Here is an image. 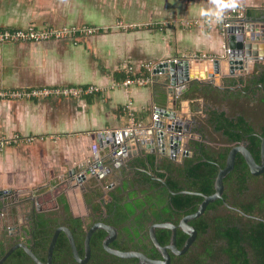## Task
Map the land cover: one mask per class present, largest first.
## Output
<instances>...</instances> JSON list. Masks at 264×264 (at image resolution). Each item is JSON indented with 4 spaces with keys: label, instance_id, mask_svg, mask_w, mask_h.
<instances>
[{
    "label": "crops",
    "instance_id": "0c3cea01",
    "mask_svg": "<svg viewBox=\"0 0 264 264\" xmlns=\"http://www.w3.org/2000/svg\"><path fill=\"white\" fill-rule=\"evenodd\" d=\"M217 2L0 0V27L96 28L93 33L62 39L0 42V89L90 84L103 88L78 97L0 98V136L35 137L33 142L0 147V189L14 192L6 200L16 193L23 200L36 193L41 202L47 195L46 202L61 207L59 197L65 192L71 207L79 203L81 182L71 172L92 160L96 134L129 126L131 116L146 127L153 123L154 105H172L165 87L158 83L113 87L126 76L124 64L141 73L160 61L198 53L209 58L200 57V67L193 66L191 71L210 68L212 59L226 53L227 37L221 24L204 21L216 17ZM235 5L264 10V0H235ZM231 8H225L222 15ZM193 21L198 24H188ZM159 76L164 82L166 75ZM184 94L178 101L182 119L203 115L204 98L195 100ZM141 147L130 149L137 152L132 153L137 159H144L139 155L147 152ZM19 207L31 208L29 203Z\"/></svg>",
    "mask_w": 264,
    "mask_h": 264
},
{
    "label": "flooded vegetation",
    "instance_id": "af4514ba",
    "mask_svg": "<svg viewBox=\"0 0 264 264\" xmlns=\"http://www.w3.org/2000/svg\"><path fill=\"white\" fill-rule=\"evenodd\" d=\"M255 49L257 48L255 47ZM257 56L259 58L250 60V63L256 67L253 72L246 69L245 72L240 71L234 76L224 77L223 81L228 88L221 89L228 92L231 90L241 91L250 98L251 105L256 108L260 107L259 104L264 98V84L261 82V78L264 77V47L258 50ZM207 107V103L204 101L203 115L198 117L197 123H194L195 116L192 117V120H187L191 126V134L185 140L184 146L178 150L174 159L166 157L164 153L158 151V153L149 152L147 154L148 162L146 159L140 158L122 160V165L114 171L111 179L103 177L102 181L97 182L96 179L93 178L92 181V178H89L85 182H81L79 190L77 189L81 196L80 202H77L74 207H71L65 192H63V197L61 195L59 197L61 207L53 209H51L50 201L46 202V199H50L47 198V195L43 196L42 202L36 193H32L26 200L18 197L17 193L12 195L5 204H0V241H4L9 248L19 245L16 249L25 250L23 246L25 245L37 257L45 256V260L42 261L47 262L51 240L56 229L60 228L52 254V264H146L143 261L145 257L150 260L164 259L153 240L152 232H155L158 241L163 246H167L171 242L173 230L169 227H160L159 224L169 222L176 226V247L177 250H182L190 238V233L182 228L181 222L198 209L206 193L190 188L176 190L172 186L173 184L168 182L166 176L159 175V172L163 171L167 176L172 174L169 170L162 168V165L167 164L168 161L181 165L184 174H188L191 181L198 182H203L204 175L210 174L213 169L215 174L211 176H213L215 187L217 176L220 170L226 167L232 148L244 145L258 164L261 165L263 161L261 144L264 135H261L257 130L264 129V115L259 118V121H255V118L261 114L260 112L246 117L249 123L257 126L255 127L257 130L253 134L261 138L259 146L252 149L248 146L250 135L247 133L242 139H235L228 143L221 142V137L224 135L222 129L215 128L217 123L212 126L206 123V119L210 118L206 112ZM224 108L227 109L225 106H222L221 109ZM229 114L228 116H233ZM213 136L218 141H214ZM214 147L218 154L226 152V159L224 162H215V167L210 169L209 166L204 167L202 162L207 160L206 154L211 153ZM190 159L192 162H189ZM173 175L175 176V174ZM223 182L222 197L211 201L200 216L188 221V224L196 231L195 238L189 248L184 253H175L171 248H168L170 253L168 264L177 262L187 264L183 260L189 259L194 253L202 252L204 245H207L209 240L216 245L225 244L228 246L232 234H235L236 242H239L238 245L244 247L245 252H248L246 258H249L251 264L263 262L259 248L252 245L251 239L256 236L258 238L257 230L260 228L263 229V234L259 239L264 241V195L259 194L260 201H256L255 194H253L258 191L264 192V187H259L260 184L264 186V170L255 174L244 154L238 151L234 167L223 178ZM168 193L171 195L197 194L203 196V199L197 209L190 212L187 208L178 209L175 207L171 201L172 197ZM213 202H217L216 207L209 208ZM24 203H29L31 208L19 207ZM219 225L221 230L217 231L216 228ZM93 227L95 229L87 244V234ZM46 229H53L47 247L41 237ZM65 229H68L72 234L79 259L74 254L72 241ZM62 247L68 249L69 256H62V253L57 254V248ZM113 250L134 254L123 256ZM207 260L211 261L209 258ZM243 260L244 258L237 257L239 263ZM230 262V259L222 257L216 263Z\"/></svg>",
    "mask_w": 264,
    "mask_h": 264
},
{
    "label": "water",
    "instance_id": "95a60500",
    "mask_svg": "<svg viewBox=\"0 0 264 264\" xmlns=\"http://www.w3.org/2000/svg\"><path fill=\"white\" fill-rule=\"evenodd\" d=\"M226 35L227 45L230 50L228 53H224L222 56L212 59L210 68L204 67L202 70L191 71L193 66H195L194 68L196 69L200 67V58L194 60V58L189 57H178L177 59H167L156 63L153 69V83H158L165 87L168 101H171L172 105L168 104L166 107L158 106L161 115L160 118L154 120L152 124L146 127L137 129L129 136L115 130L98 132L96 134V143L93 145L94 155L92 156V160L86 162V165L81 164L72 169L71 173L75 174L73 178L76 179L77 183L85 182L89 177L102 181L103 177L113 175L114 171L122 165V160L136 158L132 153L137 155V152H131V148L141 149V146H144V152L158 153V151H161L166 157L174 159L178 150L184 146L185 140L191 134V126L189 121L182 119L184 115L180 114L178 101L194 84H199L200 87L211 85L219 89H227L228 87L223 81L224 77L234 76L239 71L245 72L247 69V62L259 58L255 47L257 43H262L264 41V13L258 16L246 15L242 19L232 20L231 25L226 28ZM161 74L166 75L164 82L160 81L159 75ZM197 119L198 118L194 117V123L198 122ZM261 147L263 160L261 165L256 162L252 153L244 145L232 148L228 156L226 167L220 170L215 181V192L210 195L204 194V200L198 209L193 214L184 218L181 222L182 228L190 233V238L187 240L183 249L179 251L176 247V226L169 222L162 223L159 224L160 227H169L173 230L170 244L163 246L158 241L154 231L152 232V237L164 259L150 260L146 257H142L143 261L146 264H168L170 262L168 248H171L175 253H184L193 242L196 234L195 229L188 224V221L200 216L211 201L222 197L224 189L223 178L234 167L236 153L240 151L244 154L252 171L256 174L264 170V136L262 137ZM147 152L141 153L139 156L144 157L148 162ZM105 160H110V163H108L109 165ZM10 193L14 192L11 189H0V204L6 203V196ZM94 229L95 227L91 228L87 234V244ZM65 230L69 233L74 254L76 258L79 259L78 250L72 234L68 229ZM59 232L60 228L56 229L53 235L47 262L40 260L30 248L23 245L25 250L32 256L37 264H52V254ZM18 246L19 245L12 246L0 258V264L4 263ZM87 251L89 254L88 248ZM113 252L123 256L134 254L116 250H113Z\"/></svg>",
    "mask_w": 264,
    "mask_h": 264
},
{
    "label": "trees",
    "instance_id": "16d2710c",
    "mask_svg": "<svg viewBox=\"0 0 264 264\" xmlns=\"http://www.w3.org/2000/svg\"><path fill=\"white\" fill-rule=\"evenodd\" d=\"M264 12L263 9H254V8H247L246 15L249 16H257L260 13ZM264 43H257L256 44V51L263 49ZM251 61H248L246 64L247 70L249 72H253L255 70V66L250 63ZM140 74L144 75H150V70L148 67H144L141 70ZM125 76V74H124ZM123 76V77H124ZM261 82L264 84V77L261 78ZM185 98H192V99H199L204 98V101L207 103V109L206 112L209 114V119H206V123L209 125H213L214 123H217L218 125L215 126L216 129H222L223 137H221V142H230L233 140H239L242 139L245 136V133L249 134V147L252 149H255L259 146L261 142V138L258 135L253 134L254 131L257 129L256 125H253L247 121L246 117L260 112L261 114L255 118V121H259V118L264 115V98L262 99V102L259 104L260 107L256 108L251 105L250 98L246 97L244 93L241 91H225L221 90L219 88H216L211 85H204L203 87H200L199 84H194L189 91H187L184 96ZM216 105H219L220 107L217 108ZM222 106H225L227 109H221ZM233 115L232 117L228 116ZM240 113L237 117H234V115ZM206 125V124H205ZM207 126V125H206ZM261 133V135H264V129L257 130ZM214 141H218L217 138L213 136ZM217 149L212 148L211 153L206 154V161H203L202 164L205 166L215 167V162H224L226 159V152L219 153L216 151ZM217 154V156H216ZM189 162H192V159L189 160ZM151 163L153 164V159L151 158ZM162 168L169 170L170 175H166L165 171L159 172V175L162 177H167L168 182L173 184L172 186L176 190H181L184 188H190L195 189L198 191H203L206 194H211L214 192V180H213V174L215 172L211 171L210 174L204 175V181L198 182V181H191L189 179L188 174H184L183 167L181 165L172 164L168 161L167 164L162 165ZM140 173L144 174V172L139 171ZM175 174V176L173 175ZM192 174V173H190ZM213 175V176H211ZM173 179V180H172ZM184 185V186H183ZM259 185V184H258ZM264 187L263 185H259V187ZM260 189V188H259ZM171 193V192H170ZM168 193V195H171ZM264 192L258 191L255 194L256 201H260L259 194L263 196L262 194ZM172 202L174 203V206L178 209L180 208H187L188 211H194L197 209L199 203L203 199V196L197 195V194H191V193H179L171 195ZM254 199V200H255ZM52 205V204H50ZM217 202H213L209 205V208L216 207ZM56 208V207H53ZM187 211V212H188ZM217 231L221 230L220 225L217 226ZM53 229H46L44 234L41 236L42 240L45 241V245H49L51 236H52ZM263 232V229L258 228V238L252 237V245L254 247H258L260 250L261 255L263 256V262L260 264H264V241H260L259 237ZM259 239V242H258ZM237 238L235 234L230 235L229 238V244L228 246L225 244L222 245H216L213 244L212 241L209 240V243L207 245H204V248L202 252L189 254L191 255L189 259L183 260L187 264H217L216 262L221 260L222 257H226L227 259H230V263L225 264H251L249 262V258H246L247 253L244 250V247H240L238 244L239 242H236ZM44 246V244H43ZM42 246V247H43ZM45 247V246H44ZM45 247V248H46ZM10 248L4 241H0V258L9 250ZM239 249V250H237ZM36 252V250H35ZM46 252V251H45ZM62 253L63 255L69 256L70 252L66 248H57V254L59 255ZM222 253V254H220ZM38 255V254H37ZM185 256V255H184ZM41 260H45V256L42 258L40 255L38 256ZM237 257L244 258L243 262L237 261ZM184 258V257H181ZM180 258V259H181ZM210 259L211 261H208L207 259ZM176 259V258H174ZM2 264H37L36 261L24 250V249H16L14 250L10 256L4 261ZM176 264H179L178 262ZM224 264V263H222Z\"/></svg>",
    "mask_w": 264,
    "mask_h": 264
},
{
    "label": "built area",
    "instance_id": "2783aa9c",
    "mask_svg": "<svg viewBox=\"0 0 264 264\" xmlns=\"http://www.w3.org/2000/svg\"><path fill=\"white\" fill-rule=\"evenodd\" d=\"M247 8L241 5H235L232 7L228 14L222 15L221 19L215 18H206L204 21L209 24L211 22H217L222 26V33L224 36L226 35V28L231 25L232 20H239L246 16ZM214 20V21H213ZM190 25L198 24V21H193L192 23H188ZM96 31L95 27L92 26H75L69 25L64 26L62 28H54V27H43L37 28L35 26H28L24 28H5L0 27V42H26V41H43L50 39H62L66 37H73L77 34L84 33H93ZM223 48L226 53L229 52V47L227 43H224ZM192 58H209L206 54H198L194 53L190 55ZM178 57L174 58L177 59ZM170 60V59H169ZM125 71L126 76L119 81H116L114 84L116 86H124L129 87L130 85H148L154 81V72L152 71V67L147 66L150 70V75H144L137 73L134 70V67L125 63ZM103 88L90 84V85H68V86H45V87H34L30 89H21V88H12V89H0V98L13 99V98H32V97H47V96H65V97H78L89 94H96L102 91ZM160 112L158 110V106H153V121L160 118ZM143 123L137 121L135 116H131V123L129 126L123 129H115V131L119 133H124L129 136L133 134L137 129L142 128ZM111 130H106L109 132ZM35 137L33 136H0V147L11 144H18L22 142H33Z\"/></svg>",
    "mask_w": 264,
    "mask_h": 264
},
{
    "label": "clouds",
    "instance_id": "9594fccd",
    "mask_svg": "<svg viewBox=\"0 0 264 264\" xmlns=\"http://www.w3.org/2000/svg\"><path fill=\"white\" fill-rule=\"evenodd\" d=\"M229 7H235V0H218L216 11L213 14L219 20L222 18V11Z\"/></svg>",
    "mask_w": 264,
    "mask_h": 264
},
{
    "label": "rangeland",
    "instance_id": "374dc122",
    "mask_svg": "<svg viewBox=\"0 0 264 264\" xmlns=\"http://www.w3.org/2000/svg\"><path fill=\"white\" fill-rule=\"evenodd\" d=\"M199 101L200 100H198V101H196V102H194V103H199ZM201 105V103L200 104H198V106H200ZM202 115L200 114V113H198V117H201Z\"/></svg>",
    "mask_w": 264,
    "mask_h": 264
}]
</instances>
